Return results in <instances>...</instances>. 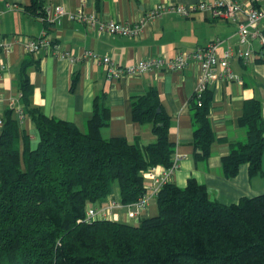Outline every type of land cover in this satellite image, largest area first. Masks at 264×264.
I'll use <instances>...</instances> for the list:
<instances>
[{
  "label": "trees",
  "instance_id": "obj_1",
  "mask_svg": "<svg viewBox=\"0 0 264 264\" xmlns=\"http://www.w3.org/2000/svg\"><path fill=\"white\" fill-rule=\"evenodd\" d=\"M26 10L50 23L44 0H31ZM34 63L23 60L20 89L38 143L32 147L13 109L6 111L0 130V264H264V193L224 204L190 178L184 187L164 184L154 196L157 212L137 223L107 217L86 221L88 208L105 206L115 187L123 206L135 203L150 191L147 171L172 165L170 117L154 87L132 96L133 119L152 124L155 141L148 144L103 137L111 115L106 93L95 98L84 130L48 117L30 101L33 84L27 68ZM212 101L209 85L189 100L197 163L209 159L217 140L209 118ZM239 126L245 139L231 143L222 157L223 172L234 177L247 163L250 177L262 176L259 99L246 100Z\"/></svg>",
  "mask_w": 264,
  "mask_h": 264
},
{
  "label": "crops",
  "instance_id": "obj_2",
  "mask_svg": "<svg viewBox=\"0 0 264 264\" xmlns=\"http://www.w3.org/2000/svg\"><path fill=\"white\" fill-rule=\"evenodd\" d=\"M217 0H44L47 8L62 6L67 12L82 10L95 13L98 18L121 23H142L139 36L98 34L87 23L72 20L67 15L50 16V23L32 16L26 10L31 0H0V43L11 44L9 49L0 44V118L13 109L21 129L31 136L32 147L38 143L36 123L25 115L21 98L20 72L24 59H35L27 68L33 84L31 104L40 108L48 117L71 121L81 129L94 107L95 98L106 93L110 107V123L102 129L105 138L125 137L129 141L139 139L142 144L155 141L152 124H141L132 117V96L143 94L150 88L157 89L163 109L170 117L169 139L175 145L178 167L169 182L184 187L190 178L204 184L211 199L224 204L238 202L242 197L264 193V175L249 176L248 164L240 165L234 177H227L222 168V157L230 151L231 143L245 139V131L239 126L246 100L257 98L262 103L264 116V45L258 39L241 44L238 25L228 18L214 16L211 9L192 11L188 16L167 12L149 18L150 11L159 4L198 5L213 4ZM243 5L264 7V0H238ZM53 18L52 20H50ZM264 24V21H263ZM55 41L59 49L80 57L91 50L99 56H109L120 65L163 56L174 58L219 39L217 56L223 57L228 48L253 53L247 60L234 57L230 60L232 71L239 80L215 79L209 84L213 90V104L209 114L217 140L213 143L208 160L195 162L193 156V123L189 100L197 90L200 68L196 64L181 70H150L141 75H125L117 80L107 79L104 66L92 59L71 62L60 58L46 48L30 55L25 40L40 37L43 32ZM219 70L222 71L220 67ZM22 108L24 116L17 110ZM264 169V156H263ZM164 166L158 165L161 174ZM148 173V171H147ZM145 179L149 188L153 180ZM120 200V188L115 187L109 200ZM158 210L156 197L139 215L134 207L114 209L107 218L136 223L141 218L154 215Z\"/></svg>",
  "mask_w": 264,
  "mask_h": 264
},
{
  "label": "built area",
  "instance_id": "obj_3",
  "mask_svg": "<svg viewBox=\"0 0 264 264\" xmlns=\"http://www.w3.org/2000/svg\"><path fill=\"white\" fill-rule=\"evenodd\" d=\"M258 1V0H257ZM197 9H211L214 16L228 18L238 25V34L241 44H248L253 39H258L264 45V7L254 5H243L238 0H217L213 4L201 2L200 4L185 6L182 4H159L149 13V18H156L167 12H177L184 16H188L192 11ZM47 20L49 15L62 16L67 15L72 20L87 23L98 34H120L124 36H139L142 30V23H121L118 21H106L97 17L95 13L86 14L82 10L77 12H67L62 6L55 8H47ZM45 20L44 17H39ZM51 18L50 20H52ZM50 22V21H49ZM4 48L9 49L11 44L8 42L0 43ZM220 40L212 39L207 45L197 48L188 53H179L174 58L167 59L163 56L150 57L139 60L136 63L128 65H120L115 59L109 56H99L95 52L89 50L84 55L77 57L72 56L68 52L61 51L58 44L53 41L47 32H43L40 37L25 40V48L27 52L37 54L41 48H46L60 58H69L71 62L80 59H92L100 62L105 70L107 79L110 81L117 80L125 75L138 76L150 70H181L191 64H196L200 68L199 84L197 92L201 93L215 79L239 80V77L232 71L230 60L238 57L247 60L251 57L253 50L251 48L241 50L228 48L223 57L217 56V49ZM222 68V71L219 68ZM20 117L24 116L22 108L17 110ZM3 126V118H0V130ZM178 167L177 158L171 166L164 167L161 174L158 172V166L151 167L148 170L147 177L153 180V184L149 187L150 191L141 196L135 203L123 206L118 200H110L101 208L89 207L87 210L86 221H92L96 218L107 217L112 210L122 207H134L135 213L130 215H139L145 210L150 200L156 196L160 188L169 182L170 176Z\"/></svg>",
  "mask_w": 264,
  "mask_h": 264
},
{
  "label": "rangeland",
  "instance_id": "obj_4",
  "mask_svg": "<svg viewBox=\"0 0 264 264\" xmlns=\"http://www.w3.org/2000/svg\"><path fill=\"white\" fill-rule=\"evenodd\" d=\"M137 223V222H136Z\"/></svg>",
  "mask_w": 264,
  "mask_h": 264
}]
</instances>
